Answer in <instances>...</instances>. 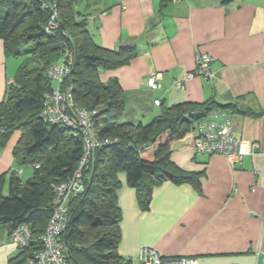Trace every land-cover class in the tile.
Here are the masks:
<instances>
[{"label": "crops", "instance_id": "obj_1", "mask_svg": "<svg viewBox=\"0 0 264 264\" xmlns=\"http://www.w3.org/2000/svg\"><path fill=\"white\" fill-rule=\"evenodd\" d=\"M72 2L75 9L78 3L93 8L83 13L95 17L91 26L100 45L134 44L138 50L128 65L102 72L104 80L117 77L125 91L124 120L149 121L179 103L231 105L234 136L246 153L232 167L222 154L196 153L195 131L174 140L172 160L182 171L200 173L199 186L165 181L154 188L147 210L122 174L119 253L131 264H142L144 246L166 257L199 259L219 248L243 253L252 247L264 255V0H126V9L115 0ZM197 52L213 58L211 81L195 73ZM19 58L0 38V105L17 84ZM154 74L160 75L159 89L148 84ZM175 80L185 87H175ZM16 139L0 148V175L17 166ZM33 174V167H23L20 177ZM7 235L1 228L0 264L18 253Z\"/></svg>", "mask_w": 264, "mask_h": 264}, {"label": "trees", "instance_id": "obj_2", "mask_svg": "<svg viewBox=\"0 0 264 264\" xmlns=\"http://www.w3.org/2000/svg\"><path fill=\"white\" fill-rule=\"evenodd\" d=\"M46 1H56L60 7L52 35L46 31L51 16ZM116 4L122 8L117 0ZM90 15L76 10L72 0H0V38L7 51L19 57L22 51L32 58L39 53L42 59L46 57L42 67L20 65L17 84L9 88L0 105V148L20 130L14 149L17 166L0 175V229H6L10 237L27 224L32 232L28 246L15 244L18 253L7 264H37L35 254L54 210L55 186L75 175L84 154L83 138L76 130L51 123L42 114L45 93L59 87L49 70L64 61L67 51L74 57L72 71L65 78L72 86L74 108L96 110L95 127L109 140L93 151L82 171L83 190L68 202L69 221L60 240L68 249L69 264H131L119 253L120 176L135 189L143 210L149 208L154 188L165 181L199 186L200 173L182 171L171 158V144L191 132L197 134L198 123L211 110L231 108L215 102L179 103L162 108L147 123L124 120L125 91L117 77L104 80L102 72L128 65L138 50L134 44L118 49L100 45ZM29 43H34L32 48L21 49ZM26 165L33 166L34 174L23 180L20 174Z\"/></svg>", "mask_w": 264, "mask_h": 264}, {"label": "built area", "instance_id": "obj_3", "mask_svg": "<svg viewBox=\"0 0 264 264\" xmlns=\"http://www.w3.org/2000/svg\"><path fill=\"white\" fill-rule=\"evenodd\" d=\"M125 1L117 0L123 9H126ZM44 5L50 7L51 16L46 31L52 35L58 27L60 7L56 1H46ZM102 14L105 15L107 12L103 11ZM94 19L95 17L90 15L91 23ZM73 60V55L67 51L62 63L51 66L49 77L52 80H57L59 87L45 93L42 114L51 123L63 124L76 130V134L83 138L84 154L75 175L69 181L55 186L54 210L41 238L42 247L35 254L37 264H69L68 249L65 243L60 240L69 221L68 202L73 194L83 190L82 171L92 157L93 151L102 148L109 142L108 139H103L100 136L95 127L96 110L88 111L74 108L72 86L65 82V78L72 71ZM212 62L211 55L206 52H197L195 55V73L206 81H211L215 77ZM191 75H188V78ZM159 78V74L152 75L148 82L149 86L153 89L161 88ZM173 85L178 88L185 87L184 83L179 80H175ZM155 103L159 105L161 101L156 100ZM233 120L234 111L231 108H215L208 112L197 125V135L193 145L195 152L206 155L222 154L232 167L241 163L246 153L239 140L234 136ZM31 238V228L24 224L16 228L6 241L19 247H26ZM257 257L261 258L262 264H264V255H261V252H257ZM138 259L142 264H200L197 257H166L156 248L150 246H144L140 249ZM260 261H257L256 264H261ZM26 264H32V262H26Z\"/></svg>", "mask_w": 264, "mask_h": 264}, {"label": "rangeland", "instance_id": "obj_4", "mask_svg": "<svg viewBox=\"0 0 264 264\" xmlns=\"http://www.w3.org/2000/svg\"><path fill=\"white\" fill-rule=\"evenodd\" d=\"M115 2H116V0H115ZM81 5H80V3H78V5H76V9L80 12H86L87 10L89 11V10L93 9V8L81 9L80 8ZM94 27H95V25H94ZM33 44L34 43H29L27 45H24V47H21V49L22 48L23 49H30L33 47ZM19 59H20V64L21 65L22 64L27 65L29 69H32L35 67H42L43 63L46 64V57L42 59L40 56V53L36 54L32 58L31 53H27V52L22 51V54H21ZM149 121H144V122L147 123ZM12 137H13V139L17 138L19 140L20 130L14 131L13 134H11V138ZM24 167H33V166L26 165ZM24 178H26V177H24ZM226 249L227 248H219V249L212 251V253H210L206 256L199 257V259L201 261L200 264H237V263L256 264L257 256L255 253L252 252L255 250L253 247L251 248V252H243V253H233L234 251H230V250L226 251ZM237 252H239V251H237ZM260 263L261 264L263 263L262 260Z\"/></svg>", "mask_w": 264, "mask_h": 264}]
</instances>
